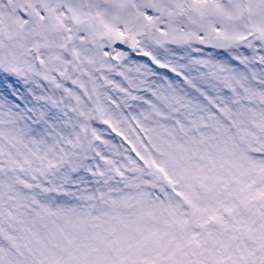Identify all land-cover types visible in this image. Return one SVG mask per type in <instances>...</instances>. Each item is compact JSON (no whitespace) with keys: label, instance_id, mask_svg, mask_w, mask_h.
Masks as SVG:
<instances>
[{"label":"snow or ice","instance_id":"obj_1","mask_svg":"<svg viewBox=\"0 0 264 264\" xmlns=\"http://www.w3.org/2000/svg\"><path fill=\"white\" fill-rule=\"evenodd\" d=\"M0 264H264V0H0Z\"/></svg>","mask_w":264,"mask_h":264}]
</instances>
